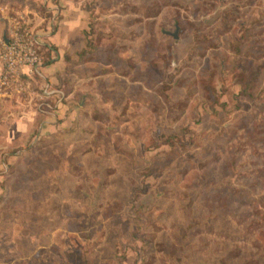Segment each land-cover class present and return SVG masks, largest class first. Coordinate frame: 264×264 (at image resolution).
<instances>
[{
  "label": "rangeland",
  "instance_id": "rangeland-1",
  "mask_svg": "<svg viewBox=\"0 0 264 264\" xmlns=\"http://www.w3.org/2000/svg\"><path fill=\"white\" fill-rule=\"evenodd\" d=\"M16 29L64 104L0 62V264H264V0H0Z\"/></svg>",
  "mask_w": 264,
  "mask_h": 264
},
{
  "label": "built area",
  "instance_id": "built-area-1",
  "mask_svg": "<svg viewBox=\"0 0 264 264\" xmlns=\"http://www.w3.org/2000/svg\"><path fill=\"white\" fill-rule=\"evenodd\" d=\"M50 32V30L48 31ZM47 32H39L34 29H16L11 35H7L8 40H4L0 46V62L4 81L13 73L19 71L27 76L36 78L41 75V67L44 63V46H46L45 35ZM42 94L40 93L42 105L52 107L47 102V94L52 93L48 83H45ZM58 91V90H56ZM59 102L63 103L64 90H60Z\"/></svg>",
  "mask_w": 264,
  "mask_h": 264
},
{
  "label": "crops",
  "instance_id": "crops-1",
  "mask_svg": "<svg viewBox=\"0 0 264 264\" xmlns=\"http://www.w3.org/2000/svg\"><path fill=\"white\" fill-rule=\"evenodd\" d=\"M47 37L46 39V46L48 45L47 49L51 48V52H55V50H53L52 47V40H55L58 36V34H56V32L54 33H48L45 35ZM46 46H44V48H46ZM53 55V54H52ZM55 57H52V61L48 64H46V62L43 63L42 67H41V75H39L40 78V83L42 84V87H44L45 83H48L50 88L55 90L52 93H48L47 95V102H50L53 106L52 107H47V114L45 117V124L43 123L44 129H48L51 128L53 124V121L55 119V117L57 115H59L60 113L56 112L58 109L61 108V103L58 101L59 97H60V90L62 88L58 87V85H56L55 81H57L55 78V68L57 66H59L61 58H59L58 60H54ZM58 90V91H56ZM64 104V103H63ZM58 107V108H57ZM16 117H18L19 121H24L27 117L30 118L33 116V114L30 113V110H27L26 108H24L23 110L21 109L18 113H16ZM60 116V115H59Z\"/></svg>",
  "mask_w": 264,
  "mask_h": 264
},
{
  "label": "water",
  "instance_id": "water-1",
  "mask_svg": "<svg viewBox=\"0 0 264 264\" xmlns=\"http://www.w3.org/2000/svg\"><path fill=\"white\" fill-rule=\"evenodd\" d=\"M177 31H178V27H177L176 31L174 32V35H175V36H177V35H178ZM5 38H6V40H8V37H7V35H5Z\"/></svg>",
  "mask_w": 264,
  "mask_h": 264
}]
</instances>
